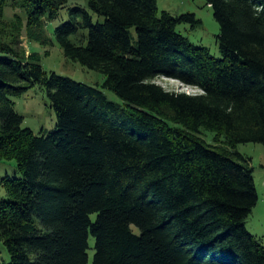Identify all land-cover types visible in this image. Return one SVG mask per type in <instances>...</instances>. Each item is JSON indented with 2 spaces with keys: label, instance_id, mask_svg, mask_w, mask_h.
Listing matches in <instances>:
<instances>
[{
  "label": "trees",
  "instance_id": "trees-1",
  "mask_svg": "<svg viewBox=\"0 0 264 264\" xmlns=\"http://www.w3.org/2000/svg\"><path fill=\"white\" fill-rule=\"evenodd\" d=\"M204 1L218 57L175 29L200 20L157 13L155 0H0V163L14 162L0 176L5 264H264L245 227L252 169L234 150L264 145V0ZM5 7L24 23H7ZM63 10V56L99 72L121 103L16 48L23 27L44 44L32 29ZM157 76L200 93L165 90ZM34 85L55 115L37 133L11 99Z\"/></svg>",
  "mask_w": 264,
  "mask_h": 264
},
{
  "label": "rangeland",
  "instance_id": "rangeland-1",
  "mask_svg": "<svg viewBox=\"0 0 264 264\" xmlns=\"http://www.w3.org/2000/svg\"><path fill=\"white\" fill-rule=\"evenodd\" d=\"M76 1L81 4L84 0H67L68 4ZM157 13L166 11L172 15L192 13L195 19L200 20V24L191 27L190 23L182 22L176 25V31L186 37L190 42L202 45L208 48L209 52L218 57L215 36L218 34L219 27L214 20L212 10L205 4L204 0H155ZM17 15L19 20L24 23L26 15L23 11L15 8L5 7L3 12L4 20L10 23ZM67 15L66 10L59 13L58 17L52 20L40 19L38 26L32 31L40 40H30L25 35L24 27L18 36L17 47L24 55L34 52L38 55V64L46 72H55L56 74L66 76L77 82L90 86L98 87L103 91L106 98L110 101L121 103L120 99L110 90L101 88L103 76L96 71L89 70L79 63L66 59L59 46L54 40L53 29ZM20 22V23H21ZM21 23V25H22ZM153 82L159 84L163 89L174 92H185L189 94H199L200 90L194 86H188L179 81L164 76H157ZM14 102V110L22 116V127L29 128L37 133L39 129H51L55 123V115L49 106V100L45 90L39 85H34L19 96L11 97ZM199 136L207 143H211L213 133L205 130L199 132ZM234 150L249 158V166L252 169V178L254 181L257 200L250 213L245 219L246 229L264 245V145L260 143H237ZM14 162L0 163V176L5 173L11 174ZM4 195V190L0 186V198ZM93 219V216L91 217ZM88 244L93 245L92 237H88ZM88 261L92 256V250H87ZM9 261V256L4 249L0 239V264Z\"/></svg>",
  "mask_w": 264,
  "mask_h": 264
}]
</instances>
